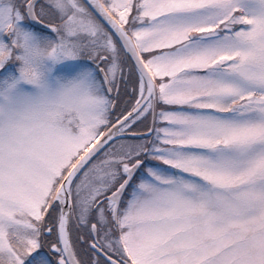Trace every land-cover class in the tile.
Masks as SVG:
<instances>
[{
  "label": "snow or ice",
  "instance_id": "obj_1",
  "mask_svg": "<svg viewBox=\"0 0 264 264\" xmlns=\"http://www.w3.org/2000/svg\"><path fill=\"white\" fill-rule=\"evenodd\" d=\"M0 264H264V0H0Z\"/></svg>",
  "mask_w": 264,
  "mask_h": 264
}]
</instances>
